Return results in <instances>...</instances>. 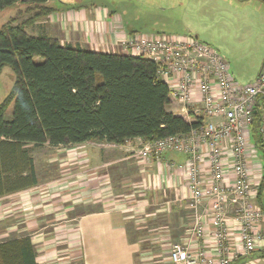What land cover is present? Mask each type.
I'll return each instance as SVG.
<instances>
[{"label": "trees", "instance_id": "16d2710c", "mask_svg": "<svg viewBox=\"0 0 264 264\" xmlns=\"http://www.w3.org/2000/svg\"><path fill=\"white\" fill-rule=\"evenodd\" d=\"M50 0H0V11L28 5L0 29V72L10 66L14 88L0 105V196L37 185L33 159L25 147L98 142L123 145L129 140L153 141L184 135L198 128L169 110V90L157 75V65L132 55L98 53L62 45L46 35L26 32L56 9ZM32 10V11H31ZM195 37V36H194ZM13 105L11 119L6 113ZM261 104L251 129L256 147ZM27 172V174H25ZM264 176L258 195L262 204ZM0 264H36L29 237L0 244Z\"/></svg>", "mask_w": 264, "mask_h": 264}, {"label": "crops", "instance_id": "0c3cea01", "mask_svg": "<svg viewBox=\"0 0 264 264\" xmlns=\"http://www.w3.org/2000/svg\"><path fill=\"white\" fill-rule=\"evenodd\" d=\"M48 5L56 9L48 18L49 26H42L44 32L39 35L26 31L28 34L35 37L46 35L62 45L98 53L126 55L115 44L133 33L124 27L117 13L93 5H90L92 8L75 5L74 2L63 7ZM169 110L178 115L175 107L170 105ZM144 142L143 139H134L123 145L87 142L26 146L38 182L32 188L0 196V244L29 237L35 248L36 264L48 262L50 254L63 251L69 257L80 258L81 264H137L141 241H150L147 233L142 234L135 216H142L144 220L155 218L156 215L143 211V207L146 203L156 206L161 202L168 211V219L178 220V226H172L171 221L165 225L161 236L163 242L183 241L192 223V211L180 200L187 181L183 178L176 180L179 173L167 170L164 162L185 164L187 156L168 152L163 155L162 163L153 158L142 160L138 152ZM43 147L52 149L47 166L55 168L61 180L52 179L50 172L46 177V164L39 166L37 150ZM173 177L177 182L171 187ZM130 186L133 191L129 190ZM46 191L53 197L55 195L54 203L68 204L65 213H73L80 205L100 208L79 215L74 213L68 220L75 221L74 225L53 229L55 232L46 235L44 216L51 209L45 200ZM136 193L140 194L139 200ZM261 200L262 204L257 198V203L264 208V195ZM227 216L228 223L234 227V215L230 210ZM54 245H62L63 250ZM233 264H264V245Z\"/></svg>", "mask_w": 264, "mask_h": 264}, {"label": "built area", "instance_id": "2783aa9c", "mask_svg": "<svg viewBox=\"0 0 264 264\" xmlns=\"http://www.w3.org/2000/svg\"><path fill=\"white\" fill-rule=\"evenodd\" d=\"M115 45L153 61L178 116L200 123L184 135L145 141L138 152L142 160L161 163L168 152L187 156L185 164L164 162L179 173L176 180L187 181L180 200L192 211L189 234L172 244L167 264H233L251 255L264 245V208L257 203L264 172L251 133L261 104L264 148V63L256 79L243 85L218 51L191 35L133 34Z\"/></svg>", "mask_w": 264, "mask_h": 264}, {"label": "rangeland", "instance_id": "374dc122", "mask_svg": "<svg viewBox=\"0 0 264 264\" xmlns=\"http://www.w3.org/2000/svg\"><path fill=\"white\" fill-rule=\"evenodd\" d=\"M71 2L90 8H92L90 5H93L117 13L124 27L133 34L197 36L201 42L209 44L218 51L229 63L232 76L240 84L254 81L263 68L264 0H50L49 3L54 7H63ZM27 8L28 5L17 4L0 11V29L20 12V22L28 19L32 14L27 12ZM49 21L48 18L39 19L37 21L39 27L35 25L33 28H27L26 31L39 35L44 32L42 26H49ZM16 79V73L10 66L4 67L0 72V105L12 92ZM12 114L13 105L6 113V120L11 119ZM49 151H52L49 147L37 150L39 166L46 164L44 166L47 171L46 177L50 172L51 178L59 181L61 177L57 174V170L50 165L47 166V160L51 156ZM256 157L260 159L264 172V151L258 149ZM129 190L133 191V187L130 186ZM45 194L48 208H51L44 216L46 235L55 232L53 229L74 225L75 221L68 222L69 217L74 213L79 215L100 208L80 205L73 213H65L64 208L67 203H54L55 195L53 197L47 191ZM135 195L140 196L138 193ZM139 199L138 197L137 200ZM143 209L156 217L144 220L142 216H135L141 226L142 234L147 233V240L150 241V243L141 241L137 264H167L172 244L175 242L165 243L161 236L166 224H170L171 221V225L175 227L178 226V220L168 219L164 202L156 206L146 203ZM146 216L147 214L144 215ZM49 236L54 237V235ZM54 246L63 250L62 245H59L60 248ZM49 257L48 262L43 264H81L80 258L69 257L64 251L60 254L55 252Z\"/></svg>", "mask_w": 264, "mask_h": 264}, {"label": "flooded vegetation", "instance_id": "af4514ba", "mask_svg": "<svg viewBox=\"0 0 264 264\" xmlns=\"http://www.w3.org/2000/svg\"><path fill=\"white\" fill-rule=\"evenodd\" d=\"M196 38H198V37L196 36Z\"/></svg>", "mask_w": 264, "mask_h": 264}]
</instances>
